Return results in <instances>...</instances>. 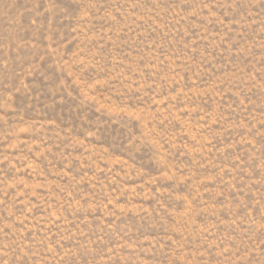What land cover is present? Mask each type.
<instances>
[{
    "label": "rangeland",
    "instance_id": "374dc122",
    "mask_svg": "<svg viewBox=\"0 0 264 264\" xmlns=\"http://www.w3.org/2000/svg\"><path fill=\"white\" fill-rule=\"evenodd\" d=\"M0 264H264V0H0Z\"/></svg>",
    "mask_w": 264,
    "mask_h": 264
}]
</instances>
